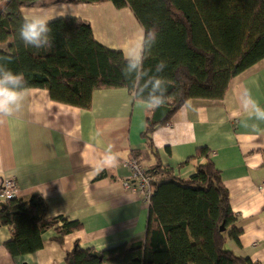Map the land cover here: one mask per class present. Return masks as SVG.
I'll list each match as a JSON object with an SVG mask.
<instances>
[{
	"label": "crops",
	"instance_id": "0c3cea01",
	"mask_svg": "<svg viewBox=\"0 0 264 264\" xmlns=\"http://www.w3.org/2000/svg\"><path fill=\"white\" fill-rule=\"evenodd\" d=\"M6 1L0 0V11ZM27 13L86 21L99 44L126 60L143 40L132 12L110 2L39 0L21 9L22 16ZM248 91L264 108V59L234 77L222 100L186 101L153 131L154 155L142 137L149 110L126 89L93 91L89 109L53 101L44 89L25 90L22 109L0 122V190L3 180L13 179L14 197L36 203L39 217L67 218L82 228L64 236L61 244L49 229L41 249L13 258L5 248L11 229L0 226V264H67L76 245L102 251L142 240L149 206L123 185L131 176L129 160L137 155L145 169L160 163L186 179L203 161H189L200 148L210 151L237 216L238 243L227 240L225 248L264 264V120L244 108ZM109 151L117 162L105 166Z\"/></svg>",
	"mask_w": 264,
	"mask_h": 264
},
{
	"label": "trees",
	"instance_id": "16d2710c",
	"mask_svg": "<svg viewBox=\"0 0 264 264\" xmlns=\"http://www.w3.org/2000/svg\"><path fill=\"white\" fill-rule=\"evenodd\" d=\"M57 3L110 2L128 8L143 30V70L132 72L119 51L105 48L93 37L88 22L76 18L51 21L53 47H25L19 39L21 9L39 0H7L0 11V57L6 68L22 72L26 89H44L53 101L89 109L98 89L124 88L145 102L154 78L166 88V102L149 110L142 137L156 155L151 135L166 124L190 99L222 100L231 80L264 59V1L262 0H56ZM155 33L145 37V30ZM160 61L164 64L158 68ZM200 148L192 159H202L186 179L160 163L145 169L151 178L145 235L102 251L78 245L67 254V264H253L225 248L238 243L237 216L229 206L220 171ZM264 157V151H263ZM40 204V203H39ZM36 203L10 198L0 203V226L11 229L5 248L13 258L43 246V235L54 229L55 240L78 231V221L38 216ZM223 226L224 230L220 231Z\"/></svg>",
	"mask_w": 264,
	"mask_h": 264
},
{
	"label": "clouds",
	"instance_id": "9594fccd",
	"mask_svg": "<svg viewBox=\"0 0 264 264\" xmlns=\"http://www.w3.org/2000/svg\"><path fill=\"white\" fill-rule=\"evenodd\" d=\"M56 16H49L46 13H27L22 16L18 35L25 47L39 49H50L53 47L54 37L51 35L52 28L50 23ZM152 35L155 38V33L152 30H145V37ZM145 59L144 41L141 40L138 47H134L131 54L127 57V67L132 72L143 70ZM7 60L11 62L10 57H0V61ZM163 61H160L158 68L162 67ZM164 81L161 78H154L147 81L144 87L147 88L150 84L151 91L148 94V99L144 102V107L147 110H155L163 106L166 102L164 93L166 88L162 89L161 85ZM27 81L22 72H14L10 68H6L3 63H0V122L3 118L11 117L18 113L22 107L25 98V89ZM244 108H251L254 115L259 120H264V108H261L248 91L244 99ZM105 166H112L117 162V155L109 151L103 158Z\"/></svg>",
	"mask_w": 264,
	"mask_h": 264
},
{
	"label": "built area",
	"instance_id": "2783aa9c",
	"mask_svg": "<svg viewBox=\"0 0 264 264\" xmlns=\"http://www.w3.org/2000/svg\"><path fill=\"white\" fill-rule=\"evenodd\" d=\"M128 166L131 169L129 181H125L123 185L131 188L141 196L144 203L149 204L150 197L153 193L151 187V178L144 175V171L139 167L134 159L129 160ZM16 185L13 179H5L1 183L0 197L3 201L14 198L16 194Z\"/></svg>",
	"mask_w": 264,
	"mask_h": 264
},
{
	"label": "water",
	"instance_id": "95a60500",
	"mask_svg": "<svg viewBox=\"0 0 264 264\" xmlns=\"http://www.w3.org/2000/svg\"><path fill=\"white\" fill-rule=\"evenodd\" d=\"M224 230V227L223 226H221L220 227V231H223ZM24 264H26V263H24Z\"/></svg>",
	"mask_w": 264,
	"mask_h": 264
},
{
	"label": "rangeland",
	"instance_id": "374dc122",
	"mask_svg": "<svg viewBox=\"0 0 264 264\" xmlns=\"http://www.w3.org/2000/svg\"><path fill=\"white\" fill-rule=\"evenodd\" d=\"M3 48H5V46Z\"/></svg>",
	"mask_w": 264,
	"mask_h": 264
}]
</instances>
